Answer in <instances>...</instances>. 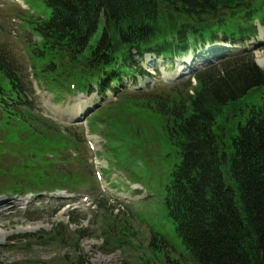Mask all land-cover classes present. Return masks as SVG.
Instances as JSON below:
<instances>
[{"label":"trees","instance_id":"1","mask_svg":"<svg viewBox=\"0 0 264 264\" xmlns=\"http://www.w3.org/2000/svg\"><path fill=\"white\" fill-rule=\"evenodd\" d=\"M40 1L49 11L41 10L44 19L25 20L40 39L27 47L28 54L32 72L51 85L57 101L73 81L85 92L105 79L122 84L123 76L137 74L134 51L174 56L191 47L190 38L213 40L218 31L244 37L256 30L255 20L264 24V0ZM28 77L0 43V194L76 191L94 179L82 156L84 137L40 114ZM135 114L149 123L146 129L162 128L180 158L165 205L185 262L264 264V69L254 55L223 61L197 75L195 85L121 96L95 120L130 131L128 115ZM69 150L79 157L67 155L62 163H78L80 170H61L57 160L46 157ZM18 151L19 162L2 168V156H19ZM113 223L104 233L107 241L131 245L133 235H122L129 233L124 226L116 232L118 240L108 238ZM75 235L60 225L47 237L64 244ZM0 264L7 263L0 259ZM71 264L83 262L79 257Z\"/></svg>","mask_w":264,"mask_h":264},{"label":"rangeland","instance_id":"2","mask_svg":"<svg viewBox=\"0 0 264 264\" xmlns=\"http://www.w3.org/2000/svg\"><path fill=\"white\" fill-rule=\"evenodd\" d=\"M19 2L0 0V43L6 45L15 58L18 57L28 65L26 45L29 39L19 30L21 20L16 16L22 17L21 13L25 15L27 7H31L32 11L33 8L38 11L48 9L40 0ZM99 33H102L101 25ZM36 40L38 41L36 37L32 39L33 42ZM263 41L261 34L258 41H253V44L257 45L253 50L255 61L261 67H264V62L260 63V60L264 59ZM248 47H252L251 44ZM167 66L169 69L163 74L169 78L174 70ZM35 89L40 96V103L49 105L50 109L63 116L71 111L76 103L75 100L66 99L53 107L51 104L53 96L44 91V88ZM128 118L132 130L129 131L128 127H125L116 135L110 130V134L115 136L111 138L106 135L104 141L99 137L89 138L100 152L98 156L104 164L99 162V159L96 160L93 154L91 156L84 152L91 165L93 160L96 167L102 169L106 183L101 185H106L107 193L103 194L100 186H97L98 182L95 183L94 180L96 192L71 197L57 192L46 196L42 201L34 200V205L40 206L41 209L27 217H0L1 261L8 264H62L65 260V264H71L72 260L80 257L83 264H188L184 259L186 258L184 246L165 205L167 186L175 166L180 161L177 150L164 135L162 128L158 126L140 128L138 124L145 120L132 118L131 115H128ZM22 138L26 137L23 135ZM115 147L119 150L114 151V157L120 160L116 167L113 154L110 152ZM20 157L21 154L19 156L4 154L1 167L10 169L9 165L12 162H19ZM63 158V154L59 155L57 162H61ZM67 168L69 171L81 169L74 164ZM116 169L122 176L112 174ZM109 185L119 192L110 189ZM60 197L65 200L57 201ZM99 198L107 201L109 205L115 204V208L109 209L111 211L109 218L116 221L112 224L108 238L111 240L114 237L118 240L116 232L123 230V224L126 223L125 229H128L129 233L126 230L121 233L133 235L136 241L135 239L129 241L131 245L124 244L118 248V241H107L103 233L106 232L109 220L102 217L96 207L95 201ZM74 209L76 213L73 217L82 220L80 226H69L71 223L69 215ZM105 223L106 226H103ZM58 225H63L64 228L69 226L70 230L78 233V238H74L70 244H60L52 238H46L45 234ZM151 233L157 236L159 241L152 243ZM160 236L166 241L162 243ZM21 240L23 242H16Z\"/></svg>","mask_w":264,"mask_h":264},{"label":"bare ground","instance_id":"3","mask_svg":"<svg viewBox=\"0 0 264 264\" xmlns=\"http://www.w3.org/2000/svg\"><path fill=\"white\" fill-rule=\"evenodd\" d=\"M263 62H264V59L260 60V63H261V64H263Z\"/></svg>","mask_w":264,"mask_h":264}]
</instances>
